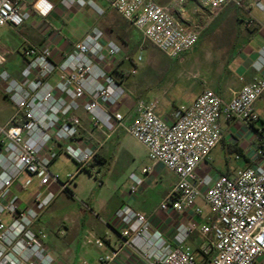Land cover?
I'll return each mask as SVG.
<instances>
[{
	"label": "built area",
	"instance_id": "1",
	"mask_svg": "<svg viewBox=\"0 0 264 264\" xmlns=\"http://www.w3.org/2000/svg\"><path fill=\"white\" fill-rule=\"evenodd\" d=\"M66 1L104 13L95 0ZM107 1L170 58L180 57L199 40L197 31L175 16L191 0H172L167 5L155 0ZM26 2L0 0V26H22L29 16ZM199 2L212 9L213 15L228 6L245 9L242 0ZM257 5L264 13V4ZM53 7L48 0L34 3L43 17ZM247 15L245 27L251 29L256 20ZM22 52L24 62L17 74L0 71L4 97L13 107L9 120L0 123V264H55L46 247L48 234L35 224L59 192L70 190L74 180V174L63 180L52 171L60 154L74 160L80 172L90 170L100 153L102 142L93 145L82 136L83 115L90 131H99L105 138L124 131L145 147L152 164L131 174L130 196L139 193L156 164L177 177L159 206L160 212L174 220L170 236L144 212L124 202L111 219L102 220L107 227L103 235L88 229L82 237L86 246L104 250L96 264H264V165L217 177L197 173L222 138L221 117L247 123L259 119L254 103L264 93V76L244 84L229 100L204 89L191 104L174 106L171 120L157 113L158 99L137 100L127 119L120 106L128 91L107 65L119 56L130 57L101 28L94 27L69 52L62 53L60 60L47 43L26 40ZM8 61L7 51L0 50V66ZM132 61L135 67L128 75L137 72L142 57ZM255 67L264 70V46ZM259 155L264 162V133ZM25 173L41 174L42 188L27 206L13 191ZM199 200L210 206L209 215H204ZM81 204L97 215L88 203ZM188 214L194 217L191 221L182 218ZM196 234L202 237L199 258L188 243ZM82 264L90 263L82 259Z\"/></svg>",
	"mask_w": 264,
	"mask_h": 264
},
{
	"label": "rangeland",
	"instance_id": "2",
	"mask_svg": "<svg viewBox=\"0 0 264 264\" xmlns=\"http://www.w3.org/2000/svg\"><path fill=\"white\" fill-rule=\"evenodd\" d=\"M171 1L168 0L166 3L160 1L159 3L167 5ZM96 2L106 10L101 1L96 0ZM187 5L188 3L183 5L176 13L184 12L186 14L187 23L185 24L197 31L199 40L191 50L178 58L168 57L150 41L146 40L137 30L129 27L130 29H128L126 35L128 36L133 31L135 33L134 37L136 36V43L129 41L125 45L124 52L130 59L122 57L119 61L120 69L114 75L115 78L123 81L128 91L124 102L120 106L122 112L125 113L130 104L133 105L137 100L163 99L169 101L170 104H177L181 99L191 96L193 93L197 95L198 91L195 92V90L201 83H207V73H211L216 77L221 74L223 66L221 59H219L221 53L218 47L230 48L235 37L246 35L249 32V30L243 28L242 20L239 19V17L247 18L249 16L245 10L228 6L222 11L228 14L227 17L221 18V12L217 16L212 14L213 16L208 15L206 19H203L202 14L207 12L203 9H201L202 14L194 12L193 9L198 8L197 3H193V9L188 11L185 10ZM253 12L261 15L257 7H254ZM83 21H86V19ZM62 24L64 26V23ZM237 25L240 27H237ZM18 30H7L6 37L20 42L21 37L17 32ZM2 31L1 28L0 34ZM216 38H221L225 42L218 40L219 42L215 43ZM3 44L7 45V43ZM14 47L13 58L4 66H0V71L6 69L10 73L18 72L16 68L22 63L21 47H18L17 44ZM138 56L142 57V61L137 65V72L128 75L127 73H130L135 67L132 58L136 60ZM3 88L4 83L0 80V123H5L13 113L12 104L4 97ZM107 139L109 161L107 164H99L92 173L87 170L77 172V163L65 154H60L52 165V171L58 173L63 180H66L70 174L75 175L70 190L61 191L57 194L44 212L43 218L44 223L50 221L48 224L50 231L53 233H57L59 229L68 228L69 231L71 230L70 234L58 237V247L53 246L62 255L61 259L65 260L62 264H68L70 261H73L72 264H82V259H86L90 264H96V260L104 252L102 249L86 246L79 238L76 247L74 246L71 251H64L71 246L69 244L71 241L68 243L66 238L72 237L71 240L76 238V234L73 233L72 218H78L81 215V201L91 199L97 210L96 213L99 214V220L101 222L102 220H108L117 204L129 197L128 188L131 183V174L140 173L144 166L152 164L143 146L128 133L118 131ZM106 140L104 137V143L100 147V151L106 147ZM206 165L210 169L212 164ZM153 170L157 178L153 182L146 180L147 186L142 190L144 194L142 198H139V203L147 210L158 209L174 179V174L165 166ZM40 177L41 174H23L22 182L27 187L25 191L20 193L23 198L30 197L42 189L39 185ZM198 202L204 213L209 215L211 212L210 206L202 200ZM103 230L104 232L107 230L105 225ZM93 231L97 235H103L104 233Z\"/></svg>",
	"mask_w": 264,
	"mask_h": 264
},
{
	"label": "crops",
	"instance_id": "3",
	"mask_svg": "<svg viewBox=\"0 0 264 264\" xmlns=\"http://www.w3.org/2000/svg\"><path fill=\"white\" fill-rule=\"evenodd\" d=\"M36 1L37 0H27L24 9L29 14V16L22 26L14 27L10 24L0 26V29H3L2 33L0 34V50L7 51L9 60L13 58V51L15 48L14 45L17 44L18 47H21L22 63L16 68L18 71L23 66L24 57L22 51L24 42L26 40L35 44H49L54 50V56L56 60H60L62 53L69 52L73 48L74 44L82 40L84 36L94 27L101 28L105 32L107 38L118 40L121 43L124 51L125 45H127L129 41L136 43V36L134 37L135 33L133 31L128 36L126 35L128 29H130L129 27L134 28L132 24L123 19L115 10L110 9L111 7L107 0H99L103 5H105L106 10H104L102 5L97 3L95 0V2L101 8H103V14L98 13L89 5L81 6L77 3L71 5L66 0H48L53 4L54 7L51 13H49V15L46 17L41 16L34 8V3ZM155 1L158 3L160 1L163 3L168 2V0ZM244 1L246 2V6L245 9L241 10L249 12V14L255 18L256 25L253 28L248 29L245 27L244 23L246 18L239 17V19L242 20L241 24L243 28H246L249 30V32L246 35L235 37V39L231 42L232 45L230 48H223L222 46L218 47V50L221 53L219 59H221L223 66L220 76L216 77L211 73H207V83H201V85L195 90V92L198 91V94L194 95L195 93H193L191 96L181 99L177 104H170L169 101L158 99L159 105L157 107V113L162 117L171 120L169 116L174 106L180 103L191 104L204 89H212L220 94L225 100H229L241 89L244 84L264 76V70L259 71L255 67V63L259 58L260 50L264 46V13L258 7L257 3L261 2L264 4V0ZM193 3H197L198 8L193 9ZM254 7L258 8L261 15L255 14L253 12ZM189 9H193L194 12L199 14H202L203 11L207 12V15L205 13H203L204 15L202 14L201 17H203V19H206L208 15L213 16L212 14H214L212 9L202 7L199 0L189 1L185 10L188 11ZM201 9H203V11H201ZM222 11L223 9L215 15L217 16ZM227 16L228 14L225 13V11L222 12L221 18ZM176 18L184 23H187V17L184 12L179 14L176 13ZM84 19H86V21H83ZM62 23H64V26ZM238 26L239 25H237V27ZM15 29H19L17 32L21 37L20 42H17L12 38L8 39L6 37L8 34L7 30L14 31ZM218 40L225 42L221 38H216L214 42L218 43ZM3 43H7V45ZM11 46L12 48H10ZM122 57L123 55L117 57L116 59H112L109 62L107 69L110 71V73H112L114 70L118 71L120 69L119 61ZM17 73L18 72H13L12 74ZM133 106L134 104L132 105L131 103L129 109L125 112L127 119H129L134 113ZM254 109L258 114L259 119L253 123H247L238 119L227 120L224 117H221L220 125L222 130V138L217 146L212 150L210 158L198 166L197 173L199 176L211 175L213 177H217L219 175H231L246 166L264 165V162L259 155V150L262 144V135L264 133V93L255 101ZM83 117L84 126L82 128V136L85 138V140L93 145H97L100 141L104 143V135L99 131H90L87 124L86 115H83ZM106 139L107 138H105V140ZM107 140L106 147L100 151L92 164L93 167L87 171L92 173L99 166V164L103 165L108 163L109 154ZM143 149L146 151L144 146ZM206 164H212L210 169ZM160 166L163 165L156 164L154 165L153 169ZM22 177L23 175L14 183L13 191L22 200V205L27 206L31 204L34 195L30 197L26 196L25 198L20 195L22 191L27 189V187L22 182ZM156 178L157 175L153 170L147 179L153 182ZM176 180L177 177L174 174V179L165 196L171 190ZM146 186L147 185L145 183L135 197L129 195L126 200H121L114 208L108 219H111L115 210L124 202H129L135 209L148 215L154 226L161 228L167 236H170L174 220L168 217L166 214L160 212L159 207L158 209L147 210L144 209V206L139 203V198H142V195L144 194V191L142 192V190H144ZM85 202L88 203L95 212H97L91 199ZM80 207L82 211L81 215L78 218H72L74 227L73 233L76 234V238H73V240H71L72 237L66 238L68 243L71 241L69 243L71 246L70 248L65 249V252L71 251L74 246H77L78 238L82 240L86 230L93 229L96 232H104L103 227L105 224L99 220V214L97 213V215H94L92 212L85 209L82 204H80ZM44 212L41 214L40 219L35 224V228H43L47 232L48 238L46 240V247L53 255L55 264H62L64 259H61L62 255L59 254L56 249L53 248V246L58 247V237H64L66 234H70L71 230L69 231L67 228L59 229L57 233L51 232L48 224L50 221L47 223L43 222ZM182 218H184L186 221H191L194 217L188 214L183 215ZM201 241L202 237L199 234H196L188 242L193 248L197 257H200L199 245ZM72 262L70 261L68 264H72Z\"/></svg>",
	"mask_w": 264,
	"mask_h": 264
},
{
	"label": "trees",
	"instance_id": "4",
	"mask_svg": "<svg viewBox=\"0 0 264 264\" xmlns=\"http://www.w3.org/2000/svg\"><path fill=\"white\" fill-rule=\"evenodd\" d=\"M244 3V6H246V2L244 0H242ZM118 71L114 70L111 74L115 75Z\"/></svg>",
	"mask_w": 264,
	"mask_h": 264
},
{
	"label": "clouds",
	"instance_id": "5",
	"mask_svg": "<svg viewBox=\"0 0 264 264\" xmlns=\"http://www.w3.org/2000/svg\"><path fill=\"white\" fill-rule=\"evenodd\" d=\"M50 7V6H49Z\"/></svg>",
	"mask_w": 264,
	"mask_h": 264
}]
</instances>
